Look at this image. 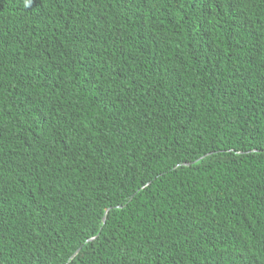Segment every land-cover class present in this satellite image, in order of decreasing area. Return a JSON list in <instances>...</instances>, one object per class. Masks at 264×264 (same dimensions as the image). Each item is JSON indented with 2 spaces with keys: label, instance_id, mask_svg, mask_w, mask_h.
Wrapping results in <instances>:
<instances>
[{
  "label": "trees",
  "instance_id": "1",
  "mask_svg": "<svg viewBox=\"0 0 264 264\" xmlns=\"http://www.w3.org/2000/svg\"><path fill=\"white\" fill-rule=\"evenodd\" d=\"M0 264H264V0H0Z\"/></svg>",
  "mask_w": 264,
  "mask_h": 264
}]
</instances>
